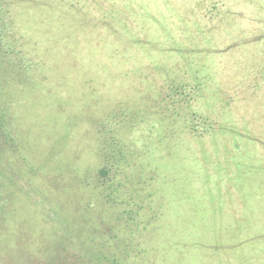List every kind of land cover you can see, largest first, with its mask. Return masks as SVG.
Instances as JSON below:
<instances>
[{
    "label": "trees",
    "instance_id": "obj_1",
    "mask_svg": "<svg viewBox=\"0 0 264 264\" xmlns=\"http://www.w3.org/2000/svg\"><path fill=\"white\" fill-rule=\"evenodd\" d=\"M51 1L0 0V264H175L162 243L187 258L201 249L206 264L232 263L238 246L240 264H264V188L253 172L264 169V0ZM33 13L57 30L61 17L74 43L59 39L69 56L55 71L23 55L20 25ZM77 63L83 79L71 82ZM64 92L82 114L43 127L33 111ZM216 111L229 122L212 121ZM199 141L227 151L228 182ZM187 152L195 167L177 157ZM213 216L220 233L206 228ZM200 225L209 242L185 234Z\"/></svg>",
    "mask_w": 264,
    "mask_h": 264
},
{
    "label": "rangeland",
    "instance_id": "obj_2",
    "mask_svg": "<svg viewBox=\"0 0 264 264\" xmlns=\"http://www.w3.org/2000/svg\"><path fill=\"white\" fill-rule=\"evenodd\" d=\"M56 1V0H55ZM38 2H41V0H38ZM51 2H54V0H52ZM56 9V5L54 6ZM71 9V17H73V19L77 22L80 30L83 32V35L86 39L89 38V34H84V30H85V23L83 22V18L85 16L86 13L82 12V10H80L76 5L75 6H70L69 10ZM60 11L61 14L65 11H67V7L65 6V1H63L60 5ZM32 19H33V23H27L24 24L22 23V25H20V27L24 30V36H19L18 40L20 43H23L24 41H26V43L23 45V55L27 58L30 59V57L38 55V59L40 60H46L48 63V68L51 71H55L56 69V60L57 59H66L68 58L69 54L65 53L63 56H61L62 52H65L68 49V47L64 44L59 42V39L61 41L64 42H70L71 41V37L69 36L67 30H66V25H64L62 23L61 20H63L60 17V28L57 30V28H53V21H46L45 23L42 21H39L38 18L34 15V13L32 14ZM57 22V20L55 21ZM58 23V22H57ZM86 39H84V44L86 42ZM30 40V42H29ZM32 43H37L38 47H37V51L34 50ZM74 47V43L71 41V49ZM80 63L76 64V67H74L71 70V74H69L67 77L71 78V82L73 81L74 78H76L78 81L83 79V70L79 67ZM60 70L65 73V70L62 68V66L60 65ZM149 75H154L153 73H149ZM61 84H64L63 81H61ZM67 93V92H66ZM65 92L63 94H61V98L62 100L59 103L50 105L48 106H44L43 108L40 107V110H38L37 112L33 111L34 116L37 114L41 116V121H42V126L43 127H47L49 126V122H47L48 119L53 118L55 119L57 117L58 114H62V112L64 113V116L66 118L67 121V113L70 115L71 113V122L73 121V117L74 115L76 116V122L78 117L82 114V110L77 107H73L71 106V111L70 108L68 107V105L66 104L67 102V94ZM61 109V110H60ZM143 109L145 110H150V106L146 107L143 106ZM217 116V118L212 119V121L216 122V123H221V124H225L227 122H229L227 120V118H223L224 115L220 114L218 111H216L215 115ZM121 118V116H120ZM156 119L152 120L154 123L157 124V122L155 121ZM179 122L181 124H188L186 123V120H184L183 118L179 119ZM33 122L32 121H27L26 124V130H25V134L30 133V135L32 136L34 133V126H33ZM52 130V129H51ZM48 131H50L48 129ZM56 132V131H55ZM164 133V132H163ZM52 134V133H50ZM185 135V137L188 136L187 133H183ZM191 134V133H190ZM172 137V136H170ZM173 138L175 139V141L177 142L178 139H180L178 134L173 135ZM181 140V139H180ZM219 141V139H218ZM218 141L217 143H213V142H209L207 141L205 144V148H202V144L199 141L196 142V145L199 148H196V150L198 149V151H201L202 154L205 153V158H207V160H211L210 162L213 164L214 168V173H215V178L216 180H218L220 183H226L228 182V180H230L229 177V172H226L225 168L226 166L223 165V163H220L221 158L223 159L225 157V155L227 154L226 150H223L222 148L218 147ZM179 143V142H178ZM32 145L34 146V144L32 143ZM183 144L181 143L180 146H182ZM178 147L177 148V152L179 154L184 155L185 153V148L182 147ZM185 146V145H184ZM259 146V144L257 145ZM35 147V146H34ZM158 146H153V150H152V155L156 156V152H157V148ZM183 151V152H182ZM226 152V153H224ZM71 154V153H69ZM225 154V155H224ZM179 157H187V162H190V167H192V165L195 167L196 162L191 160V154L190 152H187V155L185 156H177ZM220 158V159H219ZM240 162V161H239ZM177 163L174 162L172 164ZM236 164H238V168H240V165L237 161L235 162ZM225 169V170H224ZM253 172H255L254 174H256L258 176V184L259 187L260 185L262 186V188H264V169H256L253 168ZM173 180L176 179V177L172 178ZM175 186H177L179 188V186H181V182L180 181H175L174 183ZM257 186V184H256ZM179 205H183L184 203H180V201L178 202ZM191 208L194 206H190ZM188 213L184 216V220H185V224L188 222L186 220V218L188 217ZM214 218L212 219V222H209L207 224V229L211 226L212 223H214V227L215 229L217 228L218 232L220 233V228L223 229L224 228V223L222 221L219 222L218 218H216L215 216H213ZM199 220L201 222H204V220L202 218H199ZM201 227L197 229L196 226L193 229L188 230L187 232H185V234L187 235H191L195 240H202L205 238L206 242H209L210 240H208L209 238L204 237L205 235H210V233L205 232L203 225H200ZM261 230L257 229L254 230V237L256 232H259ZM166 232H170V231H166ZM172 233V232H170ZM262 236L264 235V233H261ZM164 235L166 236V233H164ZM260 237V236H259ZM234 238H232L233 240ZM231 239H229L230 242H232ZM257 241H259V243H261V240L256 239ZM162 247L164 249V252L167 251L166 253L173 255L174 257V261L175 264H206V259H205V253L201 252L202 250L200 249V251H195L196 254H194L195 256L191 257V258H187V254L184 250H180V249H176V248H171L168 245H166V243H162ZM213 248H216L215 246H213ZM243 248H240L238 246H234L230 248V252H229V259H232V263L230 262V264H240V261L238 260V254H241L243 252L242 250ZM243 256V254H242ZM244 258V256H243ZM219 264H222L221 261H219Z\"/></svg>",
    "mask_w": 264,
    "mask_h": 264
}]
</instances>
